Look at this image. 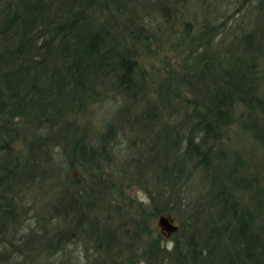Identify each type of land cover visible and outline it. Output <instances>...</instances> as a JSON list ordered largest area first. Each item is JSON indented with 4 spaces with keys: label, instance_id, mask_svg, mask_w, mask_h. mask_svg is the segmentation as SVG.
<instances>
[{
    "label": "trees",
    "instance_id": "1",
    "mask_svg": "<svg viewBox=\"0 0 264 264\" xmlns=\"http://www.w3.org/2000/svg\"><path fill=\"white\" fill-rule=\"evenodd\" d=\"M225 1L227 8L234 3L232 14L244 9L247 23L242 30L236 19L226 50L213 55L221 26L206 15L216 19L222 11L216 0H0V264H78L64 253L82 235L91 242L93 261L86 264H264V157L260 180L248 177L226 144L246 136L264 156V72L257 57L264 0ZM180 5L194 6L203 18L182 48L191 63L182 62L180 72L154 88L141 85L129 47L154 36L145 34L140 8L167 18L182 14ZM101 18L122 22L116 36L105 32ZM107 82L125 99L112 114L122 125L118 132L140 139L128 146L119 182L106 163L114 125L107 124L96 146L72 118ZM57 142L67 155L63 174L51 163L57 153L49 143ZM70 167L85 174L83 184L66 173ZM51 175L62 184L44 208L52 218L35 224L40 233L27 224L19 236L20 194ZM123 176L142 188L146 204L122 191ZM114 193L122 205L110 204ZM160 214L178 222L171 251L149 225Z\"/></svg>",
    "mask_w": 264,
    "mask_h": 264
},
{
    "label": "rangeland",
    "instance_id": "2",
    "mask_svg": "<svg viewBox=\"0 0 264 264\" xmlns=\"http://www.w3.org/2000/svg\"><path fill=\"white\" fill-rule=\"evenodd\" d=\"M231 1L233 0H230L229 2ZM149 4L150 3H148V5ZM216 5L220 6V10H222L220 12L219 10L216 11V19H212V14L206 15L208 20L211 19L214 24L219 23L221 26L220 33L216 36V39L212 43L211 51L213 55H215L213 53L215 51L220 52L221 50H226L225 47L229 44V40L231 38L230 35L233 33L231 26L236 25V19L240 18V21H238L239 26H237L242 30L245 28L247 23L246 11L244 9H242L240 13L232 14L234 11V3L229 4V7L227 8L225 0H216ZM177 9H179L182 14H180V12H168L169 14L167 18H164L155 12L151 6H149L145 11H143V7L140 8V15L142 13H146V15H143L141 21L143 22L142 26L144 28V32L148 36V39L150 33L154 36V41L148 44L136 38L132 46L129 47L130 50H132L137 62V68L134 71L133 79L141 85H150L151 88H154L160 80H164V78L169 76V74L180 72V65L182 62L186 61L191 63L189 54L186 53V50H182V48H188L191 42H193V37L197 33L198 22L203 18L200 15L201 12L195 9L194 6L182 7L180 5ZM210 13H213V10H211ZM165 19H167V22ZM99 22L104 24V30H106L105 32L107 33L109 32V36H116L114 34V26L122 23L119 19L108 20L103 18L99 19ZM235 31L237 30L235 29ZM258 37V41H260L261 44L259 45L260 52L257 54V57L259 58V66L264 72V28L259 29ZM217 61L221 66L224 65L221 58H218ZM109 84L110 83L107 82L103 85V87L97 89L98 99L87 105L84 110L75 113L72 118L77 126H79V129H83L82 132H85V137L91 142V144H96V139H98L100 133L104 131L108 123H112L114 125V131L117 132L113 135L112 141L110 142L113 148L109 150L106 163L109 165L113 175H115L120 174L118 171L123 167L121 164L127 162L130 154L132 153L131 147L128 149L129 144L134 141V138L138 141L140 139L129 133L123 136L120 132H118V127H121L122 125L113 121L112 114L118 109L125 99L122 95L118 96L117 92ZM152 95L151 97H153ZM187 96L189 95L187 94ZM164 114L165 113L163 112L162 115ZM175 119L176 116H172L168 123L172 124ZM123 127L124 129L126 128L125 125H123ZM42 131L44 132L45 130ZM230 132H234V129ZM229 139L230 140H228V142L226 141V144H229V147L232 145V147H234V149L239 153L240 158H242L247 167L248 177L255 175L260 180V177H262V169L257 167V164H259L258 162H260L264 156L261 155L259 147L248 137L246 138V136L242 137L238 142L232 140L231 137H229ZM49 144L51 145L53 154L57 153V156H55V158L51 161L54 167V173L63 174L65 171L63 168L65 169L67 155L65 154L64 156V150L60 145H57L58 142L54 147L52 146V143ZM105 168L108 170V167ZM72 172L75 173V176ZM66 173H71L73 177H77L80 184H83V179L86 178L85 174L75 167L68 168ZM121 176L122 173L118 178L114 177L113 181L119 182V178H121ZM59 177L61 178L60 175ZM60 178H57L54 175H51L50 177L48 176L46 179L36 182L32 188L27 189L26 192H22L20 194V199L18 200L21 204V219L23 222L21 229L18 231L19 236L26 234L28 231L27 224L31 227L35 226L33 229L40 233V228H38L35 224H38L43 219L52 218L53 215L51 216V213H46V211L50 205V200L55 199L53 192L59 189V185H62ZM121 182L123 184L121 189L125 192V194L133 200L145 203V198L147 199L146 193L142 190V188L134 184L132 178L128 184V181H125V176H123V180ZM76 187L79 188V184H76ZM192 192H194V190ZM117 195L114 193V200L111 201L110 204L117 202V205H122V199L120 200V197H117ZM45 206L46 211L44 210ZM171 216L174 217L173 215ZM52 221L53 220H51L50 223H52ZM175 221L178 226L176 219ZM149 225L154 233L161 235L162 240L160 241V245H167V242L171 240L172 236L167 237L160 231L156 224V218L153 219ZM70 236H74L73 232L70 233ZM80 237V239H83V242L78 239V237H74L75 242L67 245V252L64 254H66V256L71 255L73 257V261L78 264L90 263L93 261L91 256V242H87L84 235ZM28 255L31 256V253H28ZM18 257L20 260L23 259L21 256ZM25 264L32 263L28 261L25 262Z\"/></svg>",
    "mask_w": 264,
    "mask_h": 264
},
{
    "label": "water",
    "instance_id": "3",
    "mask_svg": "<svg viewBox=\"0 0 264 264\" xmlns=\"http://www.w3.org/2000/svg\"><path fill=\"white\" fill-rule=\"evenodd\" d=\"M75 176V173L72 172ZM156 224L160 231L165 235L169 236L174 233L177 229L175 218L169 214H160L156 217Z\"/></svg>",
    "mask_w": 264,
    "mask_h": 264
},
{
    "label": "clouds",
    "instance_id": "4",
    "mask_svg": "<svg viewBox=\"0 0 264 264\" xmlns=\"http://www.w3.org/2000/svg\"><path fill=\"white\" fill-rule=\"evenodd\" d=\"M145 203H147V199L145 198ZM167 248L171 251L174 248V243L172 241L167 242Z\"/></svg>",
    "mask_w": 264,
    "mask_h": 264
}]
</instances>
